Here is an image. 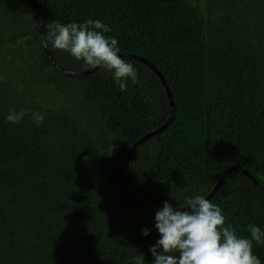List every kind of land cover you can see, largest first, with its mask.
<instances>
[{"label": "trees", "instance_id": "16d2710c", "mask_svg": "<svg viewBox=\"0 0 264 264\" xmlns=\"http://www.w3.org/2000/svg\"><path fill=\"white\" fill-rule=\"evenodd\" d=\"M40 3L0 0V264H135L142 254L152 264L160 209L128 190L123 158L167 116L165 91L132 56L119 54L139 77L124 91L100 68L57 69L38 35ZM88 19L151 62L171 95L169 120L127 155L142 199L183 205L229 165L264 187V0H43L40 35ZM44 45L61 69H84ZM10 110L28 111L13 124ZM206 199L239 237L251 238L250 223L264 231V191L242 171H226ZM253 254L264 264V244L253 241Z\"/></svg>", "mask_w": 264, "mask_h": 264}, {"label": "clouds", "instance_id": "9594fccd", "mask_svg": "<svg viewBox=\"0 0 264 264\" xmlns=\"http://www.w3.org/2000/svg\"><path fill=\"white\" fill-rule=\"evenodd\" d=\"M111 28L99 19L85 20L83 23L62 24L53 21L47 25V34H42L44 43H51L57 50L68 52L77 61H82L86 69H103L112 73L121 91L126 90L127 81L138 83V73L132 63L119 55L120 48L114 37L104 33ZM28 110L9 111V123L21 121ZM32 120L39 127L44 116L37 111ZM176 210L168 202L155 213V228L159 239L149 248L152 264H261L253 254V241L264 244V231L255 224H248L250 239L239 237L229 223L222 209L202 195L185 198ZM149 229H142L147 236ZM176 253L177 255H173ZM135 264H145L144 255L133 257Z\"/></svg>", "mask_w": 264, "mask_h": 264}, {"label": "water", "instance_id": "95a60500", "mask_svg": "<svg viewBox=\"0 0 264 264\" xmlns=\"http://www.w3.org/2000/svg\"><path fill=\"white\" fill-rule=\"evenodd\" d=\"M41 5L43 4V0H41ZM41 5H40V9H41ZM40 9H39V13H38V22H37V31H38V35H39V38H40V42H41V46L46 54V56L48 57L49 61L59 70H61L62 72L64 73H67V74H78V73H83V72H86L90 69H81V70H76V71H71V70H65V69H61L55 62L54 60L51 58L49 52L47 51L45 45H44V42L41 38V35H40V29H39V18H40ZM119 54H122V55H127V56H132L134 58H137L139 59L140 61H142L143 63H145L149 68H151L154 73L157 75L158 79L160 80V83L165 91V94L167 96V102H168V113H167V116L165 117V119H163L158 125H156L155 127L143 132L141 135H139L138 137H136L128 146L126 152H125V155H124V158H123V173H124V178H125V183H126V186L128 188V190L139 200L141 201L142 203L148 205V206H151L153 208H156V209H161L163 206H157V205H153V204H150L148 202H146L144 199H142L135 191L134 189L132 188V186L130 185L129 183V178H128V174H127V169H126V160H127V155H128V152L129 150L132 148V146L137 143L139 140H141L142 138L146 137L147 135L151 134V133H154L156 132L157 130H159L160 128H162L166 122L169 120L171 114H172V99H171V95H170V92H169V89L164 81V79L162 78L161 74L159 73V71L155 68V66L149 62L147 59L143 58L142 56L140 55H137V54H134V53H130V52H124V51H120ZM230 169H238L240 171H242L247 177L248 179L253 183L255 184L259 189H261L262 191H264V187L263 185H261L259 182L256 181V179L250 174L247 172L246 169L240 167V166H237V165H229L227 167H225L224 169H222V171L217 175L215 181L213 182V184L211 185V187L209 188V190L203 194L202 196H204L205 198H207L212 192L213 190L216 188L218 182L220 181V179L222 178V176L224 175V173ZM174 209L176 210H181L178 206H173Z\"/></svg>", "mask_w": 264, "mask_h": 264}, {"label": "rangeland", "instance_id": "374dc122", "mask_svg": "<svg viewBox=\"0 0 264 264\" xmlns=\"http://www.w3.org/2000/svg\"><path fill=\"white\" fill-rule=\"evenodd\" d=\"M90 166V165H89Z\"/></svg>", "mask_w": 264, "mask_h": 264}]
</instances>
